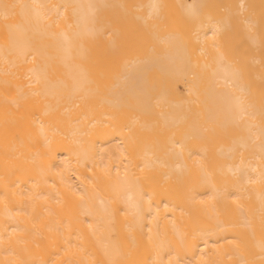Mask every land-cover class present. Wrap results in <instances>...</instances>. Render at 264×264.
Segmentation results:
<instances>
[{
  "label": "bare ground",
  "instance_id": "bare-ground-1",
  "mask_svg": "<svg viewBox=\"0 0 264 264\" xmlns=\"http://www.w3.org/2000/svg\"><path fill=\"white\" fill-rule=\"evenodd\" d=\"M0 264H264V0H0Z\"/></svg>",
  "mask_w": 264,
  "mask_h": 264
}]
</instances>
